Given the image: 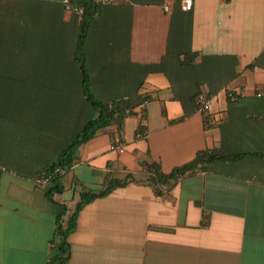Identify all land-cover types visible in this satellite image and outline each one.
<instances>
[{
  "label": "crops",
  "instance_id": "0c3cea01",
  "mask_svg": "<svg viewBox=\"0 0 264 264\" xmlns=\"http://www.w3.org/2000/svg\"><path fill=\"white\" fill-rule=\"evenodd\" d=\"M191 1L102 4L81 67V17L64 0H0V264H46L64 208L126 178L80 211L67 264H264V0ZM85 82L103 103L147 100L146 136L116 116L78 147L51 202L42 171L94 116ZM201 151L228 158L150 183L152 165L168 175Z\"/></svg>",
  "mask_w": 264,
  "mask_h": 264
},
{
  "label": "trees",
  "instance_id": "16d2710c",
  "mask_svg": "<svg viewBox=\"0 0 264 264\" xmlns=\"http://www.w3.org/2000/svg\"><path fill=\"white\" fill-rule=\"evenodd\" d=\"M68 3L72 8L81 10V12L78 13V15L81 17V20L76 43L75 59L78 61L80 66L83 67L82 51L88 28L92 19L99 13L100 6L104 3H96L95 0H68ZM85 81L87 82L86 79ZM86 82L83 85L84 93L90 106L94 110V116L83 125L80 132L62 149L56 161L46 166L41 174L42 182H44V184H49L46 190V196L51 202H55L53 199L55 194H60L63 191L60 181L61 176L74 165L75 154L78 147L90 140L98 130L108 126L116 116L124 119V115L121 114L119 107L108 108V103L95 100L92 94L88 91ZM199 93L202 92H198L194 96V99ZM124 106L127 105L124 104ZM138 131H143V127L139 125V122L137 132ZM225 158L228 157L218 152L201 151L190 163L176 168L168 175H163L161 172H159L157 165H152L150 168H148V172L150 173L149 181L151 184H155V181L158 183L167 181L168 179H178V177L183 175L186 171H193L198 166L204 168L206 164L212 162L215 159ZM131 181L132 180L129 181L127 178L122 181L110 179L97 193H80L77 202L74 204L73 208L68 211V213H66V208H64V211L56 217L54 232L50 241L52 255L49 257L46 264H67L70 257L68 236L76 228L78 215L84 206L92 202L95 198L105 196L117 188L126 186L128 182Z\"/></svg>",
  "mask_w": 264,
  "mask_h": 264
},
{
  "label": "built area",
  "instance_id": "2783aa9c",
  "mask_svg": "<svg viewBox=\"0 0 264 264\" xmlns=\"http://www.w3.org/2000/svg\"><path fill=\"white\" fill-rule=\"evenodd\" d=\"M110 1L112 0H95L96 3H105V2H110ZM64 6L67 11L76 12V13L81 12L80 9L72 8L69 5L68 0H64ZM191 6H192L191 0H183V3H182L183 10L185 11L190 10ZM227 96L229 100L237 101L239 98L243 96V94L241 92H238V93L228 92ZM126 101L127 99L125 98L111 101L108 103V108L119 107L121 114L124 115V118L136 116L138 118L139 125L143 127L142 132L140 131L136 132V138L138 139L144 138L146 136V129H145L146 119H145L144 109H145V105L147 101H144L140 105V110L137 112L133 111V109H131L130 107L124 106V104H126L125 103ZM194 106H195L196 111L207 114L210 112L211 107H212V97L206 93H199L194 99ZM110 150L115 151L119 154L124 153L125 146L123 144L122 139H120V137L119 138L117 137L116 139L111 141Z\"/></svg>",
  "mask_w": 264,
  "mask_h": 264
}]
</instances>
